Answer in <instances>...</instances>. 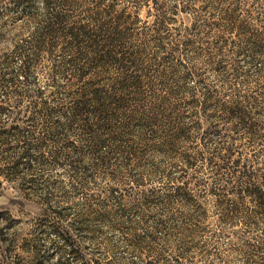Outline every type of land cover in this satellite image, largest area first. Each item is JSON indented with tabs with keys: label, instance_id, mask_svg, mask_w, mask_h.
Returning <instances> with one entry per match:
<instances>
[{
	"label": "rangeland",
	"instance_id": "obj_1",
	"mask_svg": "<svg viewBox=\"0 0 264 264\" xmlns=\"http://www.w3.org/2000/svg\"><path fill=\"white\" fill-rule=\"evenodd\" d=\"M50 3L73 27L117 25L135 61L126 69L136 82L122 93L125 112L146 119L163 111L188 137L166 154L156 137L148 139L150 126L142 136L135 130L140 123L131 129L106 123L93 104L74 119V102L88 98L86 91L117 97L114 82L124 72L113 64L102 71L64 32L48 36L40 49L51 10L46 0H0V104L6 108L0 128L22 129L0 140V264H264V209L234 194L220 205L207 192L227 153L264 185V0ZM185 5L192 11H183ZM198 14L209 24L190 33ZM207 90L221 100L251 98L255 129L228 121L217 108L206 119ZM83 123L97 129L100 146ZM24 142L30 158L22 160L19 178L8 180L3 173ZM185 152L195 159L191 167ZM181 175L197 185L206 208L193 231L183 228L186 208L173 198ZM113 192L122 194L124 215L110 222L91 217L89 209ZM233 204L237 210L224 216ZM83 218L92 224L73 230Z\"/></svg>",
	"mask_w": 264,
	"mask_h": 264
},
{
	"label": "trees",
	"instance_id": "obj_2",
	"mask_svg": "<svg viewBox=\"0 0 264 264\" xmlns=\"http://www.w3.org/2000/svg\"><path fill=\"white\" fill-rule=\"evenodd\" d=\"M24 0H17L18 3H22ZM51 0H46L48 6H51V10L48 12L47 19L43 25L42 36L39 40V48H43V44L48 42L46 39L48 36L58 35L60 33L69 34L71 37V43L74 47L84 49L81 53L90 56L98 68L106 65H114L119 68L121 72H124L121 80L114 82L115 89L120 92L118 96L112 94L111 91L99 92L98 89H91L85 92L88 98L80 97L74 102L72 114L75 118L83 117L87 110L91 109L99 120H103L106 123H116L115 126L124 127L125 129H131L134 123H140L142 129H135L140 135L147 136L145 127L148 125L151 129V134L148 139L157 138L159 141L158 151L168 154L171 151H175L177 143L188 137L187 130L178 122L170 121L163 111H157L153 114H145V117L132 115V113L125 112V99L123 92L134 86L136 82L133 74H127L126 69L133 66L135 62L132 59V52L125 47V37L121 33L119 27L113 24L99 23L94 28H87L84 25L73 27L69 24V16L62 13L57 7L51 5ZM185 12H191L192 8L185 5L182 8ZM234 18V17H233ZM237 19H234L232 25L236 26ZM203 24H209L206 18L201 17L199 14L194 15V20L191 26L188 28L190 33L197 34ZM217 26V23H214ZM30 62L27 61L24 65V72L30 71ZM85 72V71H82ZM135 90V89H133ZM137 95V92H135ZM90 96V97H89ZM194 101H199L195 99ZM92 102V103H91ZM202 115L208 119L211 115L209 112L212 108H217L230 122L239 121L248 131H253L254 123L252 121V110L249 105H252L254 101L251 98L239 99L235 96L231 99L221 100L210 91H204L202 98ZM6 109L5 106L0 104V111ZM165 119V120H163ZM169 120V121H168ZM209 120V119H208ZM166 123H165V122ZM85 128H88L93 133L96 146H100L102 139L97 133V129L94 125L83 123ZM101 127V125H99ZM134 130V129H133ZM132 130V131H133ZM134 130V132H135ZM22 133V129L19 125L11 126L10 128H0V140H4L7 135H18ZM2 138V139H1ZM24 147L22 153L16 158L10 160V164L5 171L4 176L8 180H16L19 178V166L23 159L28 160L30 158V145L27 142L20 143V146ZM183 159L187 163V166L191 167L195 164V159L191 157L189 153H183ZM224 161L219 165L218 178L211 188L207 189V192L214 197L215 201L220 205H226L229 194H234L239 198L249 197L254 200V203L258 209H264V185L258 179L256 172L250 168L247 164H243L238 159H233L231 153H227L224 156ZM214 160V159H213ZM212 160V161H213ZM216 163V162H215ZM200 189L197 185H193L191 179L187 175H181L177 179L175 184V190L173 191V198L176 202L181 203L186 209L182 211V226L183 228H190V231L195 230L194 226L200 225L203 221L206 208L198 200L197 195ZM198 193V194H197ZM122 194L112 193L106 199L101 200L97 208H90L89 215L102 219L105 222H110L112 216H123L126 210L124 202L122 200ZM231 211L227 210L223 214L227 216L232 211H236L235 204L231 205ZM83 224L90 226L92 223L86 218L81 219L80 223L73 225V230L77 231ZM72 236H70V239ZM77 253V249H73ZM177 262L180 261V255L176 257ZM19 264V263H15ZM29 264V263H26ZM159 264V263H157Z\"/></svg>",
	"mask_w": 264,
	"mask_h": 264
}]
</instances>
